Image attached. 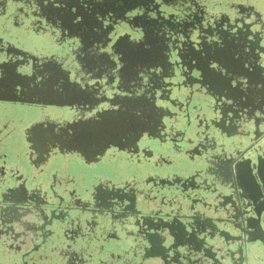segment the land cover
<instances>
[{
  "label": "flooded vegetation",
  "instance_id": "1",
  "mask_svg": "<svg viewBox=\"0 0 264 264\" xmlns=\"http://www.w3.org/2000/svg\"><path fill=\"white\" fill-rule=\"evenodd\" d=\"M64 1L66 10L53 0H0V264H112L124 250L145 247L139 237L144 219L186 215H171L169 198L158 188L183 181L165 166L186 152L182 140L194 136L188 126L206 119L197 94L202 88L192 85L198 73L183 69L189 51L198 56V31L206 26L205 15L190 4L198 0H175L171 7L134 0L144 8L86 23L70 19L71 6L112 2L119 8L123 0H56ZM254 5L252 46L264 55V0ZM128 20L146 33L131 30L123 23ZM158 44L162 54L147 52ZM142 60L143 70L161 65L148 77L156 109L146 96L134 95L146 88L137 82ZM250 98L243 115L234 112L231 130L250 134L251 142L229 160H244L242 174L254 163L259 172L248 173L249 199L227 200L235 224L252 225L264 237V222L254 219L252 207L256 203L264 215V98ZM142 110L146 116L138 121ZM227 176L239 183L240 175ZM255 251L243 249L236 264H264V250ZM175 260L196 264L186 253Z\"/></svg>",
  "mask_w": 264,
  "mask_h": 264
},
{
  "label": "water",
  "instance_id": "2",
  "mask_svg": "<svg viewBox=\"0 0 264 264\" xmlns=\"http://www.w3.org/2000/svg\"><path fill=\"white\" fill-rule=\"evenodd\" d=\"M159 1L163 6L171 7L175 0ZM256 1L190 2L205 15L206 26L198 31L201 34V43L196 49L198 56L192 49L186 54L189 62L182 65L185 71L198 73L199 81L193 82L192 85H200L202 88L201 91L197 90V94L202 99L200 104L206 119H203L202 123L199 120L197 126H188L187 129H190L194 136L191 137V141L182 140L183 150L186 152L182 156H176L170 165L165 166L174 175H182L183 181L158 188L159 193H165L169 198L166 204L171 210V215L178 211H184L186 215H173L152 221L144 219L142 222L144 232L139 237L145 243V247L124 250L123 258L112 264H166L169 261L180 264L175 260L176 254L185 253L189 254L196 264H236L237 255L241 254L243 249L253 254L259 248L264 250V237L254 234L252 230L254 226L244 228L235 224V217L229 213L232 204L227 200L233 195L249 199L248 173L254 170L259 172L260 167L254 163L250 165L254 169L251 170L245 165L242 174L244 160L240 158L236 163L229 160L233 159L234 154L240 155V150H247L251 142L250 134L241 135L231 130L233 128L231 120L235 118L237 110L238 114L243 115L242 108L246 106L250 97L264 98V90L252 87L253 84L263 82L264 72L259 63V58H263L264 55L252 46L258 26L255 12L252 11ZM110 4L112 5L105 8L101 4L87 5L85 2H78L70 7L71 12H74L70 19L76 23L98 22L101 19L105 22L114 18L117 10L122 8L125 14L144 8L142 3L136 4L134 0H123V5L119 8L114 6L115 3ZM61 7L65 10L69 8L66 1ZM63 14L62 18H67L65 12ZM123 23L128 24L134 32L138 31L141 35L146 33L143 24L132 23L130 20ZM126 36L129 37L130 34ZM75 38L78 39V36ZM118 41L119 39L110 46L111 50ZM155 46L147 49V52L162 54L164 46L161 47L160 44L157 48ZM143 63L144 60L140 62L141 71L142 66H145ZM214 64L220 71L212 67ZM234 78L246 80L248 86L233 87L229 81ZM110 123L112 126L116 122L110 120ZM210 135L214 136L213 140H209ZM112 138L111 136V141ZM173 143L175 142H170L169 145ZM188 146L197 153L192 155ZM230 172L240 175L239 183L234 184L227 179ZM252 207L254 219L264 222V215L257 208V204L253 203ZM196 211L200 212V216ZM134 220L135 217L132 216L131 221ZM214 248L219 257H213L214 254H211Z\"/></svg>",
  "mask_w": 264,
  "mask_h": 264
},
{
  "label": "snow or ice",
  "instance_id": "3",
  "mask_svg": "<svg viewBox=\"0 0 264 264\" xmlns=\"http://www.w3.org/2000/svg\"><path fill=\"white\" fill-rule=\"evenodd\" d=\"M53 4L55 7H60L63 3L56 2V0H53ZM65 6H67V5H65ZM259 63H260V68L264 69V61H260ZM212 67L215 68L217 71H220V68H218L217 65L214 64V65H212ZM245 67H247V65H245ZM148 69H150V71ZM158 70H159V65L153 63V64L148 65L147 68L144 69L143 71H140L138 73V76L143 77V79H139L137 82L141 85L146 86V88L144 89L143 92H135L134 93V95H136V96H141V95L146 96L147 99L151 102L150 106L152 109H156L157 105L155 102L156 97H155L154 88L149 83L148 77L152 76L153 74H156L158 72ZM225 75H227V73H225ZM41 78L43 79V74H41ZM2 82H3V74H2V72H0V83H2ZM229 83L233 87H236L237 85H239L240 87H247L248 86L246 80H239V79H235V78L233 80H230ZM252 87H258L259 89L264 90V82H260L258 84H253ZM150 92L152 94L148 95ZM0 98H3V97L0 96ZM261 110L264 111V107H262ZM145 116H146V112L143 110L138 111L136 113V118L138 121H143ZM145 131H147V129H142L140 132V135H143ZM258 183H259V181H258Z\"/></svg>",
  "mask_w": 264,
  "mask_h": 264
},
{
  "label": "bare ground",
  "instance_id": "4",
  "mask_svg": "<svg viewBox=\"0 0 264 264\" xmlns=\"http://www.w3.org/2000/svg\"><path fill=\"white\" fill-rule=\"evenodd\" d=\"M24 84V83H23Z\"/></svg>",
  "mask_w": 264,
  "mask_h": 264
}]
</instances>
